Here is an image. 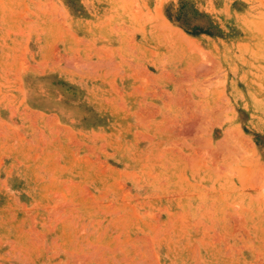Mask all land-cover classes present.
Listing matches in <instances>:
<instances>
[{
  "label": "rangeland",
  "instance_id": "374dc122",
  "mask_svg": "<svg viewBox=\"0 0 264 264\" xmlns=\"http://www.w3.org/2000/svg\"><path fill=\"white\" fill-rule=\"evenodd\" d=\"M66 1L115 22L116 84L147 36L137 85L159 102L137 135L148 152L126 161L119 137L109 154L103 138L78 141L27 108L26 73L93 68L65 0H0V264H264V0ZM44 21L54 37L32 57ZM185 37H217L188 52L206 72L175 71Z\"/></svg>",
  "mask_w": 264,
  "mask_h": 264
},
{
  "label": "crops",
  "instance_id": "0c3cea01",
  "mask_svg": "<svg viewBox=\"0 0 264 264\" xmlns=\"http://www.w3.org/2000/svg\"><path fill=\"white\" fill-rule=\"evenodd\" d=\"M67 3L65 0L64 6L70 7V26L74 30L72 34L78 41L84 42L82 45L83 65H91L93 70H84L81 75H72L67 71H61L59 80L52 78V74L45 72V70L37 72L36 69H33V73H26L24 75V102L27 108L35 115L45 119L44 123L47 122V119H51L57 123L61 132L74 136L78 141H86L92 146L91 142H97V139L103 138L106 141L109 154L115 153L116 135L114 127L125 122L131 129L128 138V141L131 139L128 142L129 155L131 154L130 156L136 158L146 156L147 145L143 140L138 141L137 135L144 129L142 117L147 112L146 110L152 106L157 108L159 103L156 100H149L148 91L145 92L142 86L137 85L138 61L146 62L145 70L147 71L148 68L147 36L141 34L130 43L131 60L123 62L119 84H116L115 64L118 44L115 22L108 20L106 23L100 24L102 21L99 20V6L82 7V10H77ZM41 23H43L41 26L43 28V44L36 42L33 45L32 57L38 56V53L43 50V46L45 56L50 49L48 44L54 37L51 31V23L46 21ZM215 39L217 37L214 39L203 37L199 40H204L203 48L206 50L205 46L212 44L211 41ZM185 40L195 44L200 42L187 37ZM71 46V40L67 39V43L60 46L61 52L67 53L72 49ZM137 46L139 47L137 48ZM101 55L103 56L102 60ZM205 57L206 60H209L206 53ZM181 60L183 58L180 57L179 63ZM185 68L189 70L187 66L176 69L186 70ZM146 71L145 75H147ZM27 187L28 184L20 189L25 190ZM30 199V196H22V200H25L27 204H32L35 197ZM260 217H264V214L257 215L258 220ZM259 240H261L260 237Z\"/></svg>",
  "mask_w": 264,
  "mask_h": 264
},
{
  "label": "bare ground",
  "instance_id": "6f19581e",
  "mask_svg": "<svg viewBox=\"0 0 264 264\" xmlns=\"http://www.w3.org/2000/svg\"><path fill=\"white\" fill-rule=\"evenodd\" d=\"M262 4V3H261ZM262 6V5H261ZM262 30H264V29H262ZM260 31V30H259ZM143 36V35H142ZM182 41H183V39H182ZM132 42V41H131ZM192 43V41H189V40H184L183 41V44L180 46V49L178 50L179 51V53H177V54H179V56L181 57V58H183V60H181L180 61V63L176 66V68L178 67H183V66H187L188 68H190L189 70L188 69H186V70H184L186 73H187V71H190L192 68L193 69H195V70H197V71H199V72H206L207 70H209L210 68H209V66L210 65H206V63L203 61L204 59H202L201 60V58L200 59H196V58H192L191 56H190V54L188 53V52H192L191 50H192V48H194V46L191 44ZM199 47V46H198ZM213 47V46H212ZM160 49V48H159ZM163 49H165V53H167V52H169L167 49H168V47H163ZM197 49V48H196ZM212 50V49H211ZM163 53V52H162ZM195 55V54H194ZM193 55V56H194ZM211 55H212V53H211ZM178 56V55H177ZM213 56V55H212ZM195 57V56H194ZM200 57H202V56H200ZM166 58V57H165ZM164 58V59H165ZM178 59V58H177ZM196 59V60H195ZM173 61V60H172ZM171 62V61H170ZM186 62V63H185ZM215 61H213L212 60V63H214ZM172 64H173V62H172ZM216 64V63H215ZM183 65V66H182ZM155 67H157L156 69H158V67H159V65L158 64H155L154 65ZM213 66V65H212ZM162 68V67H161ZM174 68H175V66H174ZM175 68V71L177 70ZM146 71V70H145ZM148 71V70H147ZM146 71V72H147ZM135 73V72H134ZM150 72L148 71V73H147V75L149 74ZM161 74V73H160ZM190 74V73H189ZM182 75V74H181ZM156 76V75H155ZM166 77V76H165ZM224 79H225V77H224ZM228 81V80H227ZM242 82H245L246 84L248 83L246 80H242ZM233 83H236V81H235V79L234 80H232L231 81V84H233ZM248 85V84H247ZM235 88V87H234ZM164 92H167V91H164ZM162 93H163V91H162ZM165 94V93H164ZM166 95V94H165ZM164 96V95H163ZM167 97V96H166ZM165 96L163 97V99L164 98H166ZM169 98V97H168ZM167 99V98H166ZM165 99V100H166ZM164 101V100H163ZM165 102V101H164ZM135 105V104H134ZM148 105V104H147ZM151 105V104H150ZM133 106V105H132ZM134 108V107H133ZM132 108V109H133ZM150 108V107H149ZM135 109V108H134ZM147 113V112H146ZM149 113V112H148ZM241 113H244V115H246L245 114V111L243 112V111H241ZM151 114V113H150ZM153 114V113H152ZM114 115V114H113ZM139 116H140V113H139ZM127 117V116H126ZM149 117V116H148ZM147 117V118H148ZM129 118H131V117H129ZM132 118H134L133 116H132ZM136 118V117H135ZM144 118H145V116H144ZM155 118H157V117H155ZM114 119V118H113ZM164 119V118H163ZM133 120H135V119H133ZM141 120V119H140ZM153 120H154V118H153ZM152 120V121H153ZM237 120V119H236ZM97 121V120H96ZM99 121V120H98ZM120 121H122V120H120ZM166 121H169V120H167L166 119ZM238 121V120H237ZM115 122V121H114ZM113 122V123H114ZM119 122V121H118ZM127 122V121H126ZM132 122V121H131ZM154 122V121H153ZM133 124V123H132ZM135 124V123H134ZM111 125V124H110ZM165 125V124H164ZM167 125V124H166ZM171 125V124H170ZM222 125V124H221ZM114 126V125H113ZM136 126V125H135ZM217 126V125H216ZM166 128H167V126H165ZM179 127V126H178ZM165 128V129H166ZM168 128H169V126H168ZM167 128V129H168ZM164 129V133H163V135L165 134V132L167 131L168 132V130L166 129L165 130ZM172 129V128H171ZM173 129H175V128H173ZM215 129L216 128H214L213 130H212V132H211V139H212V141H211V143L214 145V144H216V147H221L222 145H225L224 144V142H225V140L227 139V136L229 135V133H228V128H226V127H224V126H222V127H219V128H217L216 129V131H215ZM130 126L127 124V123H125V122H121V123H119V124H117L115 127H114V133H115V135L117 136V137H119V139H120V147H121V150H125V151H128V148L127 147H129L128 146V142L131 140H129L128 141V138H129V134H130ZM189 130H191L190 128H187V130L185 131H183L184 133H187V132H189ZM112 132V131H111ZM170 132V131H169ZM113 133V132H112ZM217 134V135H216ZM218 136H222V139H219L218 140ZM145 139V138H144ZM231 139V138H230ZM229 144V143H228ZM227 144V145H228ZM134 146H135V143H134ZM130 147H132V145H130ZM133 148V147H132ZM207 148V147H206ZM212 148V145H211V147L209 146V149L210 150H212L211 149ZM173 151V150H172ZM211 153H212V151H211ZM131 155V154H130ZM132 155H134V154H132ZM135 156V155H134ZM197 156V155H196ZM132 157V156H131ZM129 157L128 159H125L126 161L128 160V161H130V162H137L136 161V157ZM197 158V157H196ZM132 160V161H131ZM149 169V168H148ZM155 180V179H154ZM170 184V183H169Z\"/></svg>",
  "mask_w": 264,
  "mask_h": 264
}]
</instances>
